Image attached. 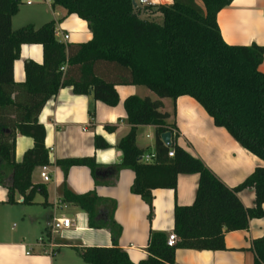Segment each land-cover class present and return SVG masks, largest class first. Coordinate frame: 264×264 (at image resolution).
<instances>
[{
  "label": "trees",
  "instance_id": "trees-1",
  "mask_svg": "<svg viewBox=\"0 0 264 264\" xmlns=\"http://www.w3.org/2000/svg\"><path fill=\"white\" fill-rule=\"evenodd\" d=\"M134 0H52L68 15L85 20L92 39L78 44L56 38L55 22L36 28L27 25L13 30L12 19L20 0H0V185L7 190L8 204L35 203L37 194L47 196L46 187L32 181L37 167L51 165L46 148V129L39 115L59 90L71 87L78 95H92L96 101L115 107L120 101L119 85L141 86L158 98L131 95L124 101L129 132L118 142L122 162L103 167L94 156L58 159L64 175L63 198L90 216L95 228L112 235L111 247L78 249L87 264H136L118 244L122 227L109 209L101 208L95 191L76 194L66 186L70 168L87 166L99 182L106 173L116 177L121 169L135 174L132 192L148 205V218L154 214L153 191H176L180 174L198 173L196 197L191 205H176L174 229L179 241L167 245L168 234L151 231L148 257L137 264H175L176 250L219 251L226 249L228 232L247 230L250 220L264 217V166L257 167L240 185L228 187L206 165L177 144L176 124L164 111L162 99L173 103L180 96L194 98L213 119L224 127L247 151L264 161V73L260 65L264 46L228 44L218 25V14L233 0H174L171 5L134 7ZM148 14L149 16H144ZM158 14L153 17L151 15ZM23 44H40L44 61L26 60V78L14 80V63ZM66 66L62 71L61 67ZM175 113V112H174ZM91 119L94 112H90ZM155 126L153 162L137 145L139 126ZM114 131L115 126L106 127ZM9 130V132H8ZM172 133V145L161 135ZM33 139V147L22 160L16 159L17 134ZM96 149L111 145L95 135ZM174 150V156L168 153ZM245 189L255 194L252 207L239 198ZM46 202H44V205ZM111 207V206H109ZM254 264H264V236L253 241Z\"/></svg>",
  "mask_w": 264,
  "mask_h": 264
},
{
  "label": "crops",
  "instance_id": "crops-1",
  "mask_svg": "<svg viewBox=\"0 0 264 264\" xmlns=\"http://www.w3.org/2000/svg\"><path fill=\"white\" fill-rule=\"evenodd\" d=\"M134 1L137 6L146 7L140 5L139 0ZM148 1L153 6L171 5L174 2ZM156 16L159 15H153ZM52 21L56 24V38L61 42L78 44L90 41L93 37L85 20L75 14L68 15L62 7L53 8L51 0H40L39 5L26 15H21L19 8L13 16L12 28L18 30L27 25L39 28ZM15 24L20 25L19 28H15ZM218 25L228 44L264 46V0H233L219 12ZM64 35H69V39L64 40ZM26 60L42 64V45L21 46L20 58L14 63V80L18 83L25 81ZM260 71L264 73V58ZM117 91L120 101L115 107L96 101L92 95L75 94L71 87L61 88L46 103L39 115V122L46 129L45 145L50 154L51 180L43 181L41 167H37L32 181L43 184L47 196L37 194L35 203L27 205L23 203V197L17 195V203L8 204L7 190L0 185V264H87L78 249L113 245L108 229L93 227L86 211L64 201V175L56 162L58 159L85 156H94L103 167L122 162V152L117 149V144L131 128L127 123L125 99L131 95L149 96L153 100L158 97L141 86L119 85ZM162 101L164 111L172 114L169 121L176 124L177 144L200 159L228 187H237L257 167L264 166V161L243 148L224 127L215 126L213 119L194 98L180 96L175 103L168 98ZM92 111L95 115L93 119L90 116ZM107 125L115 126L116 129L107 131ZM155 130L156 127L151 125L139 126L137 129V145L146 153L155 151ZM143 133L149 140L143 139ZM95 135H101L111 147L96 149ZM32 147L33 139L18 133L16 159L22 160L24 153ZM134 179L132 170L121 169L116 177L110 178L104 173L96 182L87 166H74L69 170L66 186L76 194L95 191L101 198V208H111L112 217L122 227L118 244L137 264L148 257L151 231L173 232L175 206H187L194 202L199 174H180L176 191L155 189L151 221L147 203L132 192ZM239 198L244 206L252 207L255 194L253 190L245 189L239 193ZM60 217L70 218L71 227L52 235L58 246L55 248L56 253L50 256L45 254L47 247L40 245L39 240L50 238L53 219ZM263 236L264 217L255 218L250 220L247 230L226 233V249L209 251L180 248L176 250L175 264H254L253 241ZM28 251L30 255H27Z\"/></svg>",
  "mask_w": 264,
  "mask_h": 264
},
{
  "label": "built area",
  "instance_id": "built-area-1",
  "mask_svg": "<svg viewBox=\"0 0 264 264\" xmlns=\"http://www.w3.org/2000/svg\"><path fill=\"white\" fill-rule=\"evenodd\" d=\"M28 4L31 2H27ZM139 4L143 5V6H153L148 0H139ZM69 39V35H64V40H68ZM66 66H62L61 70L65 71ZM175 133L176 130H175ZM52 150V149H51ZM168 155L170 157L174 156V150H171ZM156 157V153L155 152H151V153H145L142 156V159L144 162L146 163H151L154 161ZM51 169H50V165H44L41 167V178L43 179V181L48 182L51 180ZM71 227V219L67 218V217H60V218H54L53 222L51 224V232H50V238L49 239H45V238H40L39 240V244L40 245H46V249H45V254H48L50 256L54 255L56 253L55 248L58 246L57 243H55L52 239V235L58 233L59 231L63 230V229H68ZM179 241V238L177 236V234L173 231L171 233L168 234V238H167V245L168 246H174L177 242ZM27 255H30V252H27Z\"/></svg>",
  "mask_w": 264,
  "mask_h": 264
},
{
  "label": "rangeland",
  "instance_id": "rangeland-1",
  "mask_svg": "<svg viewBox=\"0 0 264 264\" xmlns=\"http://www.w3.org/2000/svg\"><path fill=\"white\" fill-rule=\"evenodd\" d=\"M27 1H28V0H20V10H21V15H26V14H28L29 11L33 10V9L36 7V5H39V1H40V0H30L31 3H33L32 6H28V5L26 4ZM48 1H49V0H48ZM51 5H52V0H51ZM44 7H46V5H44ZM152 16H153V15H152ZM25 20H26V19H25ZM21 22H27V21H21ZM19 24H22V23H19ZM15 26H17V27H15V28H19L20 25H18V24L16 25V24H15ZM142 89H146V88H145V87H142ZM145 134H146V133H143V134H142V135H143V139H145V140H149V138H147ZM15 226H16V228H17L18 223H16Z\"/></svg>",
  "mask_w": 264,
  "mask_h": 264
},
{
  "label": "water",
  "instance_id": "water-1",
  "mask_svg": "<svg viewBox=\"0 0 264 264\" xmlns=\"http://www.w3.org/2000/svg\"><path fill=\"white\" fill-rule=\"evenodd\" d=\"M133 5H134V7H137V4L135 1H133ZM8 132H9V130H8ZM161 139L165 145H167V146L172 145V133L170 131L162 133Z\"/></svg>",
  "mask_w": 264,
  "mask_h": 264
}]
</instances>
